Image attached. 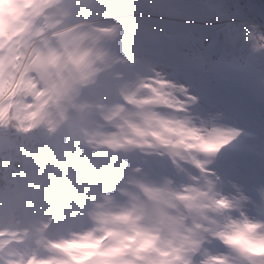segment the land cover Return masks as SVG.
<instances>
[{
  "label": "snow or ice",
  "instance_id": "6c2138e0",
  "mask_svg": "<svg viewBox=\"0 0 264 264\" xmlns=\"http://www.w3.org/2000/svg\"><path fill=\"white\" fill-rule=\"evenodd\" d=\"M92 7L114 38L115 69L138 89L136 103L121 101L139 143L117 185L135 196L117 193L128 209L95 237L84 264H264V8L256 16L239 0ZM193 33L211 42L195 46ZM17 65L0 70V97L11 89L0 129L42 142L51 81Z\"/></svg>",
  "mask_w": 264,
  "mask_h": 264
},
{
  "label": "rangeland",
  "instance_id": "374dc122",
  "mask_svg": "<svg viewBox=\"0 0 264 264\" xmlns=\"http://www.w3.org/2000/svg\"><path fill=\"white\" fill-rule=\"evenodd\" d=\"M99 4L100 0H0V70L18 62L19 69L44 72L54 92L49 125L55 122L57 130L68 125L66 134L47 131L53 134L52 146L38 147L44 159L31 155L34 165H50L54 179L43 183L23 178L18 191H27L26 197L8 195L30 205L15 208L0 225V264H84L91 254L87 250L99 243L95 237L116 227L117 216L128 209L130 201L117 193L135 196L117 185L126 157L139 143L133 135L139 125L122 115L121 98L136 103L138 89L115 69L114 38L102 27L100 8L92 7ZM192 38L197 46H207L212 39L199 33ZM89 117L88 138L68 135L71 126L78 133L89 129L84 127ZM4 147L1 143L0 150ZM88 219H93V247L84 249L79 247L84 244L80 235ZM77 229L82 234L75 237Z\"/></svg>",
  "mask_w": 264,
  "mask_h": 264
},
{
  "label": "trees",
  "instance_id": "16d2710c",
  "mask_svg": "<svg viewBox=\"0 0 264 264\" xmlns=\"http://www.w3.org/2000/svg\"><path fill=\"white\" fill-rule=\"evenodd\" d=\"M100 1L101 4L106 2V0H100ZM230 1L231 3L236 2V0H230ZM239 2L254 5V7L251 9V14L256 16H259L261 9L264 8V0H239ZM97 12L102 13L103 9L100 10L97 9ZM190 40L195 46H197L192 38V35L190 37ZM42 44L46 45L47 41L46 40L42 41ZM4 95L5 94H3V97H0V100H2L3 102H7L8 96L7 95L4 96ZM86 105L90 106L87 103ZM70 112L72 113V115L73 113L77 115V113L74 110ZM89 115H94V114L91 111ZM89 122L90 124L87 125L91 126L92 123L90 117H89ZM56 127H57L56 123L52 122L48 126V131L54 129L55 132L53 133H57ZM83 130L85 133L84 137L88 138L90 136L89 129H83ZM48 134L49 135L47 137H44L42 142L27 143L24 140L14 141L13 139H10L3 131H0V147H1V143H3V145L5 146L2 150H0V155L6 161V164L0 162V225L3 224V222L7 218L9 219L13 216L15 208L24 209L28 205H30V204L25 205L24 203L22 204L21 201H19L20 202L19 203L16 202L17 200L12 201L11 199H8L9 194L11 196H14L16 194L18 196V199L26 197L27 191L25 192L18 191V189L21 186L20 182H22L23 178L26 179L25 181L27 180L32 181V179L34 180L38 179L41 180L43 183L54 179L55 176H53V173L49 172V170L52 169L50 165H43V164L34 165L33 163L35 162V159L34 157H31V155H34L35 152L36 153L35 158L44 159L45 156L42 154V152H39L38 147L52 146V143L50 141L51 138L49 136L51 135L52 137L53 134L51 133ZM75 134H78V130H76L74 126H71V128L68 130V135L72 137H76ZM39 189H41V186H39L37 190Z\"/></svg>",
  "mask_w": 264,
  "mask_h": 264
},
{
  "label": "clouds",
  "instance_id": "9594fccd",
  "mask_svg": "<svg viewBox=\"0 0 264 264\" xmlns=\"http://www.w3.org/2000/svg\"><path fill=\"white\" fill-rule=\"evenodd\" d=\"M68 125H62L61 128L57 130V133L55 135H60L61 133L67 132ZM84 127H88L89 131L91 130L90 126L85 125ZM0 131H3L10 139H13L14 141H20L22 140L17 133L13 132L11 129H0ZM37 133L43 135L44 137H47L49 134L44 129H38ZM78 135L83 139L85 136V133L83 131L79 132Z\"/></svg>",
  "mask_w": 264,
  "mask_h": 264
},
{
  "label": "bare ground",
  "instance_id": "6f19581e",
  "mask_svg": "<svg viewBox=\"0 0 264 264\" xmlns=\"http://www.w3.org/2000/svg\"><path fill=\"white\" fill-rule=\"evenodd\" d=\"M92 221L93 219H88L86 222L84 221L83 223V227L85 228L84 230V234L83 235H80L82 237V241L84 242V244L80 245L79 244V247L81 248H90V247H93V245H91L90 243H93V234L90 233V229L92 227ZM76 232H73V236L75 237H78V234H82L80 233V231L77 229L75 230Z\"/></svg>",
  "mask_w": 264,
  "mask_h": 264
},
{
  "label": "water",
  "instance_id": "95a60500",
  "mask_svg": "<svg viewBox=\"0 0 264 264\" xmlns=\"http://www.w3.org/2000/svg\"><path fill=\"white\" fill-rule=\"evenodd\" d=\"M52 71L54 72V71H55V68H53ZM1 158H2V157H0V162L6 164V161H5L3 158H2V159H3V160H2Z\"/></svg>",
  "mask_w": 264,
  "mask_h": 264
}]
</instances>
